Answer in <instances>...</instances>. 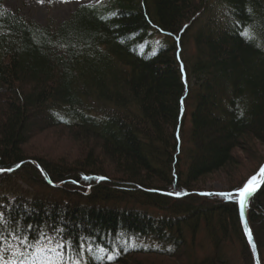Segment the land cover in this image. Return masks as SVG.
Wrapping results in <instances>:
<instances>
[{"label": "trees", "instance_id": "16d2710c", "mask_svg": "<svg viewBox=\"0 0 264 264\" xmlns=\"http://www.w3.org/2000/svg\"><path fill=\"white\" fill-rule=\"evenodd\" d=\"M55 127L74 162L23 150ZM263 147L264 0H106L56 27L0 0V254L254 264L234 192ZM247 219L264 264V181Z\"/></svg>", "mask_w": 264, "mask_h": 264}, {"label": "rangeland", "instance_id": "374dc122", "mask_svg": "<svg viewBox=\"0 0 264 264\" xmlns=\"http://www.w3.org/2000/svg\"><path fill=\"white\" fill-rule=\"evenodd\" d=\"M105 1L3 0V7L9 11L17 12L28 22L39 25L50 24L56 27L68 19L70 14L80 5H99L105 3ZM80 148V145L74 141L72 135L66 129L55 127L35 135L24 145L23 150L31 155L47 156L54 160H66L71 163L79 156L81 152ZM262 150L264 151V147ZM247 166L245 165L243 168L246 169ZM209 181L206 185L208 189L218 192L225 188L222 185L223 178L221 176L212 177ZM3 196L5 194L0 193V201ZM26 251L21 249L19 244L11 241L6 244V248L0 254V264H61L59 260V246L52 239H44L35 245L31 251ZM144 257L150 256L147 255Z\"/></svg>", "mask_w": 264, "mask_h": 264}, {"label": "water", "instance_id": "95a60500", "mask_svg": "<svg viewBox=\"0 0 264 264\" xmlns=\"http://www.w3.org/2000/svg\"><path fill=\"white\" fill-rule=\"evenodd\" d=\"M264 166V162L263 164L259 167V169L256 171L255 174H253L252 176H250L246 181H244V183L241 185V187L239 188L238 191L234 192L235 194L238 193L243 187L244 185L246 184V182L252 178V177H256V180H257V183L255 185H253L255 188H256V191L258 190V188L262 185L263 181H264V176H260L258 175L261 167ZM255 191V192H256ZM254 192V193H255ZM253 193V194H254ZM230 194H233V193H230ZM252 194V195H253ZM251 195V196H252ZM248 197L245 201V207H244V210H243V216L241 215V206H240V203H239V197L237 196V204H238V214H239V219H240V224H241V227H242V231H243V234L246 238V241L248 243V246L250 248V251H251V254H252V258H253V263L254 264H261L260 263V260H259V256H258V251H257V247H256V243H255V239H254V236H253V233L250 229V226H249V223H248V219H247V205H248V201L249 199L251 198ZM250 232L251 233V237H252V242L250 243L249 242V238H248V235L247 233Z\"/></svg>", "mask_w": 264, "mask_h": 264}, {"label": "snow or ice", "instance_id": "6c2138e0", "mask_svg": "<svg viewBox=\"0 0 264 264\" xmlns=\"http://www.w3.org/2000/svg\"><path fill=\"white\" fill-rule=\"evenodd\" d=\"M258 175L260 176H264V166L261 167ZM98 179H103V178H98ZM257 183L256 177H252L250 178L246 184L244 185V187L238 192L236 193V195L239 197V203L241 206V215L243 216V210L245 207V201L248 197H250L255 191L256 188L253 186ZM224 195H228L229 198L231 197L232 194H224ZM248 238H249V242H252V237H251V233L248 232L247 233Z\"/></svg>", "mask_w": 264, "mask_h": 264}, {"label": "bare ground", "instance_id": "6f19581e", "mask_svg": "<svg viewBox=\"0 0 264 264\" xmlns=\"http://www.w3.org/2000/svg\"><path fill=\"white\" fill-rule=\"evenodd\" d=\"M259 188H260V187H259ZM259 188H258V189H259Z\"/></svg>", "mask_w": 264, "mask_h": 264}]
</instances>
